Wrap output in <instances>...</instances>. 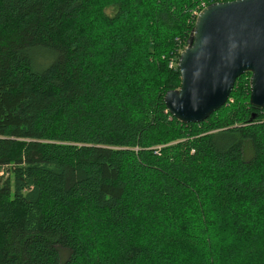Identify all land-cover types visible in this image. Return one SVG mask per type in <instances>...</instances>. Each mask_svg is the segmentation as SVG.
<instances>
[{"label": "trees", "instance_id": "obj_1", "mask_svg": "<svg viewBox=\"0 0 264 264\" xmlns=\"http://www.w3.org/2000/svg\"><path fill=\"white\" fill-rule=\"evenodd\" d=\"M217 1L0 0V264H264L251 73L200 122L163 100Z\"/></svg>", "mask_w": 264, "mask_h": 264}, {"label": "water", "instance_id": "obj_2", "mask_svg": "<svg viewBox=\"0 0 264 264\" xmlns=\"http://www.w3.org/2000/svg\"><path fill=\"white\" fill-rule=\"evenodd\" d=\"M180 87L163 100L182 123L200 122L226 104L235 79L250 72L249 103L264 107V0L202 7L177 60Z\"/></svg>", "mask_w": 264, "mask_h": 264}, {"label": "rangeland", "instance_id": "obj_3", "mask_svg": "<svg viewBox=\"0 0 264 264\" xmlns=\"http://www.w3.org/2000/svg\"><path fill=\"white\" fill-rule=\"evenodd\" d=\"M35 59L37 61L42 60L43 64L45 65L49 60H51V57L48 56L46 52L40 51V52L35 54Z\"/></svg>", "mask_w": 264, "mask_h": 264}]
</instances>
